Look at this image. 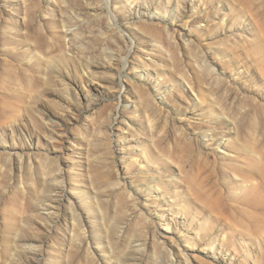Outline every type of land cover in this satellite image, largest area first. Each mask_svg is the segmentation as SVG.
I'll return each mask as SVG.
<instances>
[{
  "label": "rangeland",
  "instance_id": "1",
  "mask_svg": "<svg viewBox=\"0 0 264 264\" xmlns=\"http://www.w3.org/2000/svg\"><path fill=\"white\" fill-rule=\"evenodd\" d=\"M0 264H264V0H0Z\"/></svg>",
  "mask_w": 264,
  "mask_h": 264
},
{
  "label": "bare ground",
  "instance_id": "2",
  "mask_svg": "<svg viewBox=\"0 0 264 264\" xmlns=\"http://www.w3.org/2000/svg\"><path fill=\"white\" fill-rule=\"evenodd\" d=\"M172 33H174L173 31L171 32V34H169V35H171V37L173 38L174 37V35L172 34ZM179 33V36L180 37H182L183 39H184V41H188L187 40V38H186V33L185 32H182V31H179L178 32ZM126 61V60H125ZM126 64V63H125ZM207 66L209 67L210 66V64L208 65L207 64ZM101 69H106V68H108V67H100ZM66 79V78H65ZM63 83L65 84V85H67V81L66 80H63ZM104 83V82H103ZM84 85V84H83ZM86 85V84H85ZM82 87H85V89H87L88 90V86L86 85V86H82ZM66 90H68L67 89V87L65 88ZM41 95H42V97H45V98H48V99H52V100H56V99H58V97H59V94H57L56 92H53V91H51V90H45V91H43L42 93H41ZM41 116H42V118H44V119H46L47 121H49V122H51V124H53L54 125V127H59L60 126V124H59V122L57 121V120H55V119H53V117L50 115V114H48L47 112H45L44 110H42L41 111ZM122 137V136H121ZM54 138V143H53V145H54V147H58L59 146V144L57 143V141H59V139H57V138H55V137H53ZM58 188L57 187H55V191H58L57 190ZM72 215V214H71Z\"/></svg>",
  "mask_w": 264,
  "mask_h": 264
}]
</instances>
